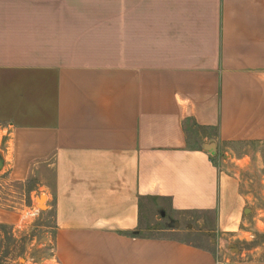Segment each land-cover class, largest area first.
<instances>
[{"label":"crops","instance_id":"0c3cea01","mask_svg":"<svg viewBox=\"0 0 264 264\" xmlns=\"http://www.w3.org/2000/svg\"><path fill=\"white\" fill-rule=\"evenodd\" d=\"M192 125L264 142V0H0V175L53 172L55 263L264 264L143 227L152 203L241 232L239 172Z\"/></svg>","mask_w":264,"mask_h":264},{"label":"rangeland","instance_id":"374dc122","mask_svg":"<svg viewBox=\"0 0 264 264\" xmlns=\"http://www.w3.org/2000/svg\"><path fill=\"white\" fill-rule=\"evenodd\" d=\"M187 132L191 140L209 136L207 144L214 142L216 135L215 131L193 125ZM225 152H228L225 158L239 172L241 192L247 200L240 233L222 237L215 229L213 212L174 214L168 207L151 202L142 225L151 235L182 238L210 247L214 252L220 248L225 258L264 260V142L236 143L230 148L218 146L214 161L221 165ZM243 157L246 159L237 161ZM53 181V172L44 170L25 182L0 175V211L5 213H0V264H57L53 259L54 208L46 204V193L51 187L48 190L45 187V183L51 185ZM40 195L46 197L45 208L38 204Z\"/></svg>","mask_w":264,"mask_h":264},{"label":"water","instance_id":"95a60500","mask_svg":"<svg viewBox=\"0 0 264 264\" xmlns=\"http://www.w3.org/2000/svg\"><path fill=\"white\" fill-rule=\"evenodd\" d=\"M205 149L211 153V154H215L216 153V145L214 142H210L208 144L205 145ZM3 166V156H2V153L0 152V169L2 168ZM44 196L45 195H40L39 198H38V204L41 208H45L46 205H41V201L44 199ZM247 210V209H246Z\"/></svg>","mask_w":264,"mask_h":264},{"label":"bare ground","instance_id":"6f19581e","mask_svg":"<svg viewBox=\"0 0 264 264\" xmlns=\"http://www.w3.org/2000/svg\"><path fill=\"white\" fill-rule=\"evenodd\" d=\"M46 197L44 196V199L41 201V205H45Z\"/></svg>","mask_w":264,"mask_h":264}]
</instances>
